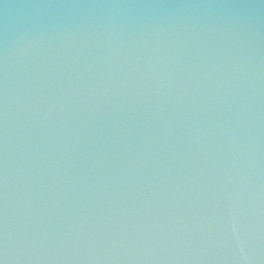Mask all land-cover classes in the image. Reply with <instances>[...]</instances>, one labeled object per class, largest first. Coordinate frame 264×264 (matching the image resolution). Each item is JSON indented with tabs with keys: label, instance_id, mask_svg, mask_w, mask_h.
<instances>
[{
	"label": "water",
	"instance_id": "1",
	"mask_svg": "<svg viewBox=\"0 0 264 264\" xmlns=\"http://www.w3.org/2000/svg\"><path fill=\"white\" fill-rule=\"evenodd\" d=\"M2 264H264V0H0Z\"/></svg>",
	"mask_w": 264,
	"mask_h": 264
},
{
	"label": "snow or ice",
	"instance_id": "2",
	"mask_svg": "<svg viewBox=\"0 0 264 264\" xmlns=\"http://www.w3.org/2000/svg\"><path fill=\"white\" fill-rule=\"evenodd\" d=\"M0 264H2V261H0Z\"/></svg>",
	"mask_w": 264,
	"mask_h": 264
}]
</instances>
